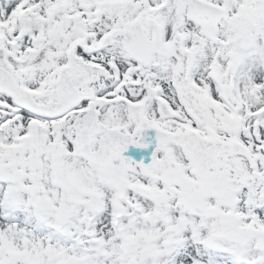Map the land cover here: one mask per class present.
<instances>
[{
  "label": "snow or ice",
  "instance_id": "snow-or-ice-1",
  "mask_svg": "<svg viewBox=\"0 0 264 264\" xmlns=\"http://www.w3.org/2000/svg\"><path fill=\"white\" fill-rule=\"evenodd\" d=\"M0 264H264V0H0Z\"/></svg>",
  "mask_w": 264,
  "mask_h": 264
}]
</instances>
